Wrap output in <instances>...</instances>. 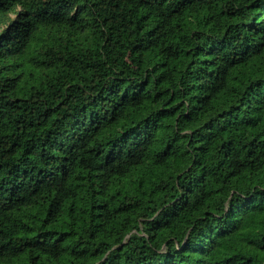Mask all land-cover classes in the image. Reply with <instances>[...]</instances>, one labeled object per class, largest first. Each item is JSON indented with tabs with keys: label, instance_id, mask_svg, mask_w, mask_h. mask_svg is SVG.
Instances as JSON below:
<instances>
[{
	"label": "trees",
	"instance_id": "16d2710c",
	"mask_svg": "<svg viewBox=\"0 0 264 264\" xmlns=\"http://www.w3.org/2000/svg\"><path fill=\"white\" fill-rule=\"evenodd\" d=\"M0 264H264V0H0Z\"/></svg>",
	"mask_w": 264,
	"mask_h": 264
}]
</instances>
